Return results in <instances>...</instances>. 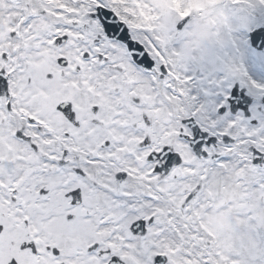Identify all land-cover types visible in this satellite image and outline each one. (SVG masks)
<instances>
[{
	"label": "snow or ice",
	"instance_id": "obj_1",
	"mask_svg": "<svg viewBox=\"0 0 264 264\" xmlns=\"http://www.w3.org/2000/svg\"><path fill=\"white\" fill-rule=\"evenodd\" d=\"M0 264H264V0H0Z\"/></svg>",
	"mask_w": 264,
	"mask_h": 264
}]
</instances>
